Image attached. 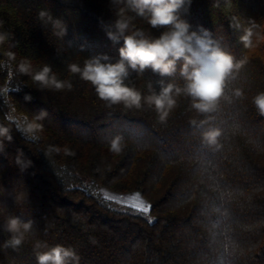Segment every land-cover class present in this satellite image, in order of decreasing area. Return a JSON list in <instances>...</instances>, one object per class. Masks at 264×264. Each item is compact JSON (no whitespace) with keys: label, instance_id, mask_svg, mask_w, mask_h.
I'll use <instances>...</instances> for the list:
<instances>
[{"label":"trees","instance_id":"obj_1","mask_svg":"<svg viewBox=\"0 0 264 264\" xmlns=\"http://www.w3.org/2000/svg\"><path fill=\"white\" fill-rule=\"evenodd\" d=\"M41 9L64 22L63 37L38 20ZM115 11L111 0H0V33L10 34L0 44V124L13 129V142L0 153V264H37V240L74 248L79 264H264V115L253 103L264 93V0H191L181 10L193 30H208L234 62L244 63L213 111L197 112L181 94L164 121L143 100L139 109L106 106L68 69L98 54L119 59L123 42L106 34ZM126 15L134 17L132 28L154 37L164 31ZM250 20L259 25L258 36L256 47L245 49L239 37ZM24 58L36 70L49 64L72 88L40 90L16 72ZM160 79L181 88L186 83L179 63L170 77L148 69L130 73L126 83L147 97L159 93ZM41 110L48 115L38 122V139L26 140L16 120L26 115L31 121ZM209 130L220 132L216 145L204 137ZM116 135L125 145L119 155L108 150ZM49 146L60 150L46 156ZM17 149L32 161L24 172L14 164ZM97 188L138 192L151 210L115 206L93 192ZM24 190L27 200L17 203L15 193ZM8 215L34 221L18 249L4 247Z\"/></svg>","mask_w":264,"mask_h":264},{"label":"clouds","instance_id":"obj_2","mask_svg":"<svg viewBox=\"0 0 264 264\" xmlns=\"http://www.w3.org/2000/svg\"><path fill=\"white\" fill-rule=\"evenodd\" d=\"M116 7V19L108 27L107 37L113 43L123 42L118 50L119 59L115 62L106 55L98 54L85 59L83 67L71 63L68 69L73 74L89 82L95 89L98 98L106 106L123 104L126 108L142 107V100L154 107L161 121L167 119L171 110L176 106L177 97L181 94L191 98V107L199 113H208L215 109L218 100L224 95L226 82L233 78L234 70H238L244 61L234 62V57L224 51L218 42L214 41L208 30L202 27L193 30L180 15L181 10L187 11L191 0H111ZM134 13L136 17L144 19L152 29H164L158 37H154L141 28H132ZM38 20L45 26L51 25L53 34L63 37L66 33L64 22L53 17L47 9L38 12ZM3 21H0L2 26ZM235 28L241 25L236 23ZM259 25L249 21V26L243 28L239 41L245 49L256 47L253 37L258 36L255 31ZM9 33H0V44L8 38ZM9 61H15L16 54L12 51L5 53ZM184 77L186 83L183 88L174 83L160 79L159 93L153 92L147 97H142L141 92L130 86L126 81L130 73L143 74L150 69L160 77H170L177 71ZM16 72L21 76H28L39 84L40 90H63L72 88V84L59 80L49 64H44L38 70L34 69L31 60L24 58L16 65ZM151 87V85H150ZM236 96L242 92L236 90ZM25 100H31L30 95ZM253 103L259 112L264 115V93L257 94ZM15 111V109H13ZM46 110L35 114L31 121L26 115L16 120V130L20 131L26 140L38 139L36 133L43 128L39 121L47 117ZM13 129L0 124V153H5L6 146L13 142ZM219 130H209L204 134L210 145L217 144ZM123 137L116 135L108 141V150L119 155L124 150ZM60 149L49 146L46 156ZM69 155L74 152L65 148ZM14 164L21 172L32 166V161L27 159L21 149H17ZM27 200L26 191L15 193V201L23 203ZM32 219L23 220L16 215H8L3 223V230L10 234L4 247L18 249L25 241L27 234L33 230ZM34 254L37 264H79L80 256L72 247L57 244L49 246L46 242L37 240L34 244Z\"/></svg>","mask_w":264,"mask_h":264},{"label":"snow or ice","instance_id":"obj_3","mask_svg":"<svg viewBox=\"0 0 264 264\" xmlns=\"http://www.w3.org/2000/svg\"><path fill=\"white\" fill-rule=\"evenodd\" d=\"M104 198L119 205L130 207L136 212L148 214L151 210V206L146 204L138 193L130 197L123 198L104 192Z\"/></svg>","mask_w":264,"mask_h":264},{"label":"rangeland","instance_id":"obj_4","mask_svg":"<svg viewBox=\"0 0 264 264\" xmlns=\"http://www.w3.org/2000/svg\"><path fill=\"white\" fill-rule=\"evenodd\" d=\"M85 182H86V181H85ZM82 186H83L84 188H88V185H86V184H82ZM93 192H95L99 197H101V198L104 199V200H106V199L104 198V192H107V193H109V194L116 195V196H119V197H123V198H127V197H130V196L135 195V194L138 193V192H134V193H123V194H120V193H116V192L110 191V190L105 189V188H97V189L93 190ZM138 194H139L140 197L143 199V201H144L146 204L149 205L147 199H146L143 195H141L140 193H138ZM106 201H108V200H106ZM108 202H110L111 204H113V205H115V206H118V207H125V206L119 205V204L114 203V202H111V201H108ZM148 218H149L150 221L153 219L151 216H148Z\"/></svg>","mask_w":264,"mask_h":264}]
</instances>
